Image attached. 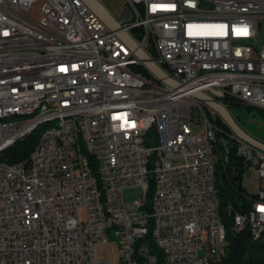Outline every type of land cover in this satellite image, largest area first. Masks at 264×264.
<instances>
[{"label":"built area","instance_id":"obj_1","mask_svg":"<svg viewBox=\"0 0 264 264\" xmlns=\"http://www.w3.org/2000/svg\"><path fill=\"white\" fill-rule=\"evenodd\" d=\"M125 4L122 29L179 86L157 79L82 0H0V114H26L0 122V264H218L227 238L214 174L224 178L230 147L257 183L245 208L234 206L236 232L264 241V151L231 139L193 96L264 111V0ZM32 107L41 114L28 117ZM48 116L64 131L50 127L27 159L8 162L4 152ZM77 137L98 153L108 186ZM126 188L139 189L133 201ZM107 214H116L114 240Z\"/></svg>","mask_w":264,"mask_h":264},{"label":"trees","instance_id":"obj_2","mask_svg":"<svg viewBox=\"0 0 264 264\" xmlns=\"http://www.w3.org/2000/svg\"><path fill=\"white\" fill-rule=\"evenodd\" d=\"M146 73V70H144ZM251 110L254 107L234 104L230 108ZM262 115L264 111L256 108ZM227 128V125H222ZM229 130V127H228ZM40 127H36L29 135L16 141L4 152L8 162H19L28 157L38 139ZM230 147L229 159L226 164L224 180L219 184L220 212L226 227L227 248L226 254L218 264H264V243L254 240L249 229L236 232L233 227L232 216L226 210L229 203L236 208L243 209L248 204L250 192L243 185V168L241 161L236 159ZM222 184V185H221ZM158 253L157 250H155ZM160 257V254H159Z\"/></svg>","mask_w":264,"mask_h":264},{"label":"bare ground","instance_id":"obj_3","mask_svg":"<svg viewBox=\"0 0 264 264\" xmlns=\"http://www.w3.org/2000/svg\"><path fill=\"white\" fill-rule=\"evenodd\" d=\"M98 20H103L98 16ZM41 114V107H32V110H28V117H36ZM22 117V118H21ZM15 118V119H12ZM26 121L25 113H10L0 114V122H20ZM47 125H51V128L57 129V131H64V122L57 116H48L36 121L33 128L30 129V133L36 128L40 127L38 139L35 144L42 142V136L45 135L49 129ZM228 135H231V139H240L234 132L229 128ZM55 145H61L62 149H70V140H66L64 137H55ZM212 147L215 149H222V141L219 137H212ZM88 149V142L85 137H77V150L79 153H84V161H89V166L93 170L97 179H100V186H108V178H106V170L102 161L98 158V153H92V151H86ZM30 154L28 155V157ZM27 159V158H26ZM222 174H214V187L218 189L219 184L223 181ZM222 185V184H221ZM91 192H99V183H91ZM103 198H105V206H112V190L103 189ZM215 199L219 198V192L215 191ZM226 210L232 216L233 227L237 231V217L234 215V205L232 203L226 206ZM116 222V214H107V219L104 220V230L107 231V240L116 239V230H113V225ZM264 243V241H262ZM99 264H108L107 257H99Z\"/></svg>","mask_w":264,"mask_h":264},{"label":"water","instance_id":"obj_4","mask_svg":"<svg viewBox=\"0 0 264 264\" xmlns=\"http://www.w3.org/2000/svg\"><path fill=\"white\" fill-rule=\"evenodd\" d=\"M94 13H96L103 22L112 31H117V35L127 44L132 52L143 61L146 68L160 81L169 84L173 87L179 86V82L171 78L150 56L138 45L132 36L122 29L120 21L114 16L100 0H82ZM120 16V15H119ZM118 16V17H119ZM120 18V17H119ZM193 96L204 101L207 105L213 108L224 120L227 126L234 132V134L252 145L264 151V142L256 139L237 122L236 118L223 104L215 100L209 94L203 91L193 93Z\"/></svg>","mask_w":264,"mask_h":264},{"label":"rangeland","instance_id":"obj_5","mask_svg":"<svg viewBox=\"0 0 264 264\" xmlns=\"http://www.w3.org/2000/svg\"><path fill=\"white\" fill-rule=\"evenodd\" d=\"M105 7L114 15L117 16V12L125 7V0H100ZM259 41H264V31L259 33ZM231 114L236 118L237 122L243 127V129L250 135L264 142V115H262L256 108L251 110L247 108L235 109L230 108ZM22 118V117H21ZM15 119V118H12ZM51 125H47L49 129ZM243 185L250 193L254 192L257 183L249 181L246 176L243 175ZM125 198L127 201H133L139 194L138 188H126L124 190ZM81 216H85V210L81 209Z\"/></svg>","mask_w":264,"mask_h":264},{"label":"crops","instance_id":"obj_6","mask_svg":"<svg viewBox=\"0 0 264 264\" xmlns=\"http://www.w3.org/2000/svg\"><path fill=\"white\" fill-rule=\"evenodd\" d=\"M119 13V12H118ZM129 15L128 10L126 8H123L120 10V16L121 17H127ZM257 188V187H256ZM256 190V189H255Z\"/></svg>","mask_w":264,"mask_h":264}]
</instances>
